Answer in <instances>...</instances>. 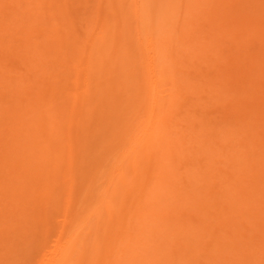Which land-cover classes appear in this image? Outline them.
I'll list each match as a JSON object with an SVG mask.
<instances>
[{"label":"rangeland","instance_id":"rangeland-1","mask_svg":"<svg viewBox=\"0 0 264 264\" xmlns=\"http://www.w3.org/2000/svg\"><path fill=\"white\" fill-rule=\"evenodd\" d=\"M263 1L0 0V264H264Z\"/></svg>","mask_w":264,"mask_h":264},{"label":"bare ground","instance_id":"bare-ground-1","mask_svg":"<svg viewBox=\"0 0 264 264\" xmlns=\"http://www.w3.org/2000/svg\"><path fill=\"white\" fill-rule=\"evenodd\" d=\"M44 2H45V0H44ZM53 2H54V1H53ZM263 2H264V1H263ZM54 3H55V2H54ZM45 5H46V4H45ZM16 7H17V6H16ZM141 7H142V6H141ZM17 8H18V7H17ZM139 8H140V7H139ZM24 9H26V8H24ZM21 10H22V9H21ZM59 11H60V9H59ZM61 11H62V10H61ZM64 12H65V11H64ZM136 12H137V11H136ZM69 13H70V12H69ZM27 15H28V14H27ZM54 16H55V15H54ZM26 17H27V16H26ZM245 17H246V16H245ZM29 18H30V17H29ZM57 18H58V17H57ZM150 18H151V17H150ZM152 18H153V17H152ZM31 19H32V18H31ZM141 19H142V18H141ZM148 19H149V18H148ZM248 19H249V18H248ZM20 20H21V19H20ZM143 20H144V19H143ZM146 20H147V19H146ZM26 21H27V20H26ZM15 22H16V21H15ZM156 22H157V21H156ZM156 22H155V23H156ZM22 23H23V22H22ZM55 24H56V23H55ZM158 24H159V23H158ZM36 25H37V24H36ZM152 25H153V24H152ZM165 25H166V24H165ZM185 25H186V24H185ZM138 26H140V25H138ZM147 26H148V25H147ZM159 26H160V25H159ZM159 26H156L157 28H156V27H155V28L158 29V30H159V28L161 29V27H159ZM186 26H187V25H186ZM25 27H26V26H25ZM33 27H34V26H33ZM150 27H151V26H150ZM153 27H154V26H153ZM189 27H190V26H189ZM261 27H262V26H261ZM261 27H260V28H261ZM155 28H154V29H155ZM162 28H164V27H162ZM192 28H193V27H192ZM232 28H233V27H232ZM239 28H240V27H239ZM263 28H264V27H263ZM151 29H152V28H151ZM145 30H146V29H145ZM183 30H184V29H183ZM183 30H182V31H183ZM26 31H27V30H26ZM160 31H161V30H160ZM229 31H230V30H229ZM231 31H232V29H231ZM241 31H242V30H240V32H241ZM258 31H259V30H258ZM36 32H37V31H36ZM58 32H59V31H58ZM147 32H148V31H147ZM150 32H151V31H150ZM155 32H156V31H155ZM242 32L245 33L244 31H242ZM39 33H40V32H39ZM184 33H185V32H184ZM195 33H196V32H195ZM262 33H263V32H262ZM55 34H56V33H55ZM192 34H193V33H192ZM248 34H250V33H248ZM257 34H258V33H257ZM260 34H261V33H260ZM76 35H77V34H76ZM160 35H161V34H160ZM160 35H159V36H160ZM188 35H190V34L188 33ZM245 35H246V34H245ZM245 35H244V36H245ZM85 36H86V35H85ZM159 36H158V37H159ZM163 36H164V35H163ZM191 36H193V35H191ZM191 36H190V37H191ZM232 36H233V35H232ZM241 36H242V35H241ZM241 36H240V37H241ZM44 37H45V36H44ZM151 37H152V36H151ZM160 37L162 38V35H161ZM193 37H194V36H193ZM250 37H251V36H250ZM61 38H62V37H61ZM159 39H160V38H159ZM162 39H163V38H162ZM185 39H186V38H185ZM190 39H194V38L191 37ZM47 40H48V39H47ZM160 40H161V39H160ZM177 41H178V39H177ZM80 42H81V41H80ZM165 42H166V41H165ZM179 42H180V40H179ZM184 42H185V41H184ZM76 43H77V42H76ZM180 43H181V42H180ZM71 44H72V43H71ZM97 44H98V43H97ZM175 44H176V43H175ZM240 44H241V43H240ZM243 44H244V43H243ZM37 45H38V44H37ZM233 45H234V44H233ZM47 46H48V44H47ZM51 46H52V45H51ZM79 46H80V45H79ZM187 46H188V45H187ZM237 46H238V45H237ZM240 46H241V45H240ZM240 46H239V47H240ZM232 47H233V46H232ZM243 47H244V46H243ZM75 48H76V47H75ZM180 48H181V47H180ZM246 48H247V46H246ZM173 49H174V47H173ZM247 49H248V48H247ZM53 50H54V49H53ZM190 50H191V49H190ZM199 50H200V49H199ZM242 50H243V48H242ZM193 51H194V50H193ZM40 52H41V51H40ZM79 52H80V51H79ZM180 52H181V51H180ZM194 52H195V51H194ZM200 53H201V52H200ZM200 53H199V54H200ZM199 54H197V55H199ZM185 56H186V55H185ZM199 56H200V55H199ZM240 56H241V55H240ZM167 57H168V56H167ZM179 57H180V56H179ZM193 57H194V56H193ZM63 58H64V56H63ZM175 58H176V57H175ZM194 58H195V57H194ZM197 58L199 59V57H197ZM152 59H153V58H152ZM153 60H154V59H153ZM176 60H177V59H176ZM221 60H222V59H221ZM32 61H33V60H32ZM154 61H155V60H154ZM162 61H164V60H162ZM167 62H168V61H167ZM172 62H173V61H172ZM73 63H74V62H73ZM173 63H174V62H173ZM200 64H201V63H200ZM168 65H169V64H168ZM197 65H198V64H197ZM207 65H208V64H207ZM227 65H228V64H227ZM229 65H230V64H229ZM261 65H262V64H261ZM161 66H162V65H161ZM164 66H165V65H164ZM166 66H167V65H166ZM201 66H202V65H201ZM224 67L226 68V66H224ZM232 67H233V66H232ZM65 68H66V67H65ZM167 68H168V67H167ZM225 68H224V69H225ZM73 69H74V68H73ZM161 69H162V68H161ZM230 69H231V68H230ZM163 70H164V69H163ZM179 70H180V69H179ZM38 71H39V70H38ZM165 71H166V70H165ZM168 71H169V69H168ZM197 71H198V70H197ZM81 72H82V71H81ZM162 72H163V71H162ZM228 72H229V71H228ZM231 72H232V71H231ZM77 73H78V72H77ZM174 73H175V72H174ZM233 73H234V72H233ZM78 74H79V73H78ZM76 76H77V75H76ZM162 76H163V75H162ZM243 76H244V75H243ZM245 76H246V75H245ZM40 77H41V76H40ZM222 78H223V77H222ZM243 78H244V77H243ZM245 78H246V77H245ZM178 79H179V78H178ZM244 80H245V79H244ZM251 80H252V79H251ZM218 81H219V80H218ZM241 81H242V80H241ZM246 81H248L247 78H246ZM39 82H40V81H39ZM156 83H157V82H156ZM178 83H179V82H178ZM182 84H183V83H182ZM185 84H186V82H185ZM246 84H247V83H246ZM74 85H76V83H75ZM221 85H222V84H221ZM234 85H235V84H234ZM182 86H183V85H182ZM173 87H175V86H173ZM173 87H172V89H173ZM231 87H232V86H231ZM175 88H176V87H175ZM180 88H181V87H180ZM188 88H190V89L192 88V89H193V87H188ZM176 89H177V88H176ZM185 90H186V89H185ZM242 90H243V89H242ZM250 90H251V88H250ZM172 92H173V91H172ZM177 92H178V90H177ZM177 92H176V93H177ZM247 94H248V93H247ZM249 94L251 95V92H250ZM176 95H178V94H176ZM158 97H159V96H158ZM194 97H195V96H194ZM194 97H193V98H194ZM156 98H157V97H156ZM174 101H175V100H174ZM185 101H186V100H185ZM194 101H195V100H194ZM163 103H164V102H163ZM170 105H171V104H170ZM164 106H165V105H164ZM164 106H163V109H164ZM193 106H194V105H193ZM159 108H160V107H159ZM168 108H169V107H168ZM153 109H154V108H153ZM167 110H168V109H167ZM182 110H184V109H182ZM154 112H155V111H154ZM166 113H167V112H166ZM166 113H165V114H166ZM192 113H193V112H192ZM181 114H182V113H181ZM158 115H159V113H158ZM163 115H164V114H163ZM171 115H172V114H171ZM176 115H177V114H176ZM189 115H190V114H189ZM180 116H181V115H180ZM187 116H188V115H187ZM192 116H194V115H192ZM53 118H54V117H53ZM184 118H185V117H184ZM192 118H193V117H192ZM157 119L159 120V118H157ZM195 119H196V118H195ZM181 120H182V117H181ZM163 121H164V120H163ZM185 121H186V120H185ZM195 121H196V120H195ZM195 121H192L190 125L194 124L195 127H196V125H198V124H197ZM158 122H159V121H158ZM182 122H183V120H182ZM173 123H174V122H173ZM157 124H158V123H157ZM162 124L165 125V129H166L167 126H168V124H165V121H164V123H162ZM239 124H240V123H239ZM194 125H193V126H194ZM162 126H163V125H162ZM174 126H175V125H174ZM179 126H180V124H179ZM185 126H186V125H184L183 127H185ZM193 126H192V127H193ZM156 127H157V125H156ZM186 127H187V126H186ZM192 127H189V128L192 129ZM154 128H155V126H154ZM168 128H172V125H171V127H168ZM193 128H194V127H193ZM151 129H152V128H151ZM165 129H164V130H165ZM195 129H196V128H195ZM160 131H162V130H160ZM188 131H189V130H188ZM145 132H146V131H145ZM148 132H151V131H148ZM166 132H167V131H164L163 133L165 134ZM198 132H199V131H198ZM155 133H156V132H155ZM180 133H181V132H180ZM180 133H179V134H180ZM192 133H193V132H192ZM149 134H150V133H149ZM151 134L153 135V133H151ZM151 134H150V135H151ZM158 134H159V132H158ZM171 134H172V131H171ZM231 134H232V133H231ZM146 135H148V134H146ZM146 135H145V136H146ZM188 135H189V134H188ZM192 135H194V134H192ZM171 136H172V135H171ZM181 136H182V135H181ZM151 137H152V136H151ZM191 137H192V136H191ZM194 137H195V136H194ZM145 138H146V137H145ZM145 138H144V139H145ZM137 139H138V138H137ZM175 139H176V138H175ZM140 140H141V139H140ZM178 140H179V139H178ZM161 141H162V140H161ZM173 141H174V140H173ZM175 141H177V140H175ZM136 142H137V141H136ZM149 142H150V140H149ZM149 142H148V144H149ZM153 142H154V141H153ZM137 143H139V142H137ZM137 143H135V145H136ZM170 143H171V142H170ZM133 144H134V143H133ZM139 144H140V143H139ZM150 144H151V143H150ZM160 144H163V145H164L163 142H162V143H159L158 145H160ZM142 145H144V144H140L141 147H142ZM174 145H175V144H174ZM160 146H162V145H160ZM160 146H159V147H160ZM133 147H134V146H133ZM137 147H138V146H137ZM143 147H144V146H143ZM145 147H146V146H145ZM145 147H144V148H145ZM175 147H176V146H175ZM135 148H136V147H134V149H135ZM167 149H168V148H167ZM146 150H147V149H146ZM154 150H155V149H154ZM161 150H162V149H161ZM172 150H173V149H172ZM168 152H169V151H168ZM171 153H172V152H171ZM174 153H175V152H174ZM178 153H179V152H178ZM166 154H167V153H166ZM175 154H176V153H175ZM173 155H174V154H173ZM128 158H129V157H128ZM134 165H135V164H134ZM73 231H74V230H73ZM74 233H75V232H74ZM42 238H43V237H42ZM42 238H41V239H42ZM71 238H72V237H71ZM32 242H33V241H32ZM67 246H68V245H67ZM63 247H64V246H63ZM57 250H59V249H57ZM60 251H61V250H60ZM61 256H62V255H61ZM59 257H60V256H59Z\"/></svg>","mask_w":264,"mask_h":264}]
</instances>
